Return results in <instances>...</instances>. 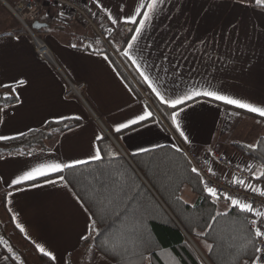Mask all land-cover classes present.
Returning <instances> with one entry per match:
<instances>
[{"label":"crops","instance_id":"obj_1","mask_svg":"<svg viewBox=\"0 0 264 264\" xmlns=\"http://www.w3.org/2000/svg\"><path fill=\"white\" fill-rule=\"evenodd\" d=\"M19 1L0 0V85H14L19 79L27 84L17 89L20 102L0 104V135L15 136L48 122L68 120L62 117H80L77 125L48 141L47 149L35 150L31 156L0 155V192L13 193L10 198L5 195L7 212L11 219L16 215L13 224L25 229L21 232L16 227L35 248L40 244L57 255L54 264H61V259L63 264H81L78 250L87 215L72 189L59 182L10 189L14 187H9L11 180L35 163L89 160L98 142L96 136L103 133L111 135L126 156L157 144L190 145L199 154L220 144L228 155L240 156L232 143H255L264 137V119L255 114L219 102L197 103L194 111L189 110L186 135L190 143H184L153 103L168 107L159 102L130 60L123 56L127 69L121 70L100 45L81 46L72 39L82 31L79 26L47 21L58 16L60 7H42L40 22L47 26L34 35L49 48L54 62L38 58L32 35L24 32L8 9ZM77 1L91 13H98L101 23L113 27L92 0ZM140 2L101 0L113 15L122 17L134 12ZM201 41L207 43L202 45ZM72 44L77 47L72 48ZM132 51L143 70L168 95L199 83L264 106V9L254 4L245 6L240 0H163ZM66 79L84 83V103L65 97ZM136 82L150 92L151 103L143 99ZM11 91L0 86V98ZM145 107L153 112L154 120L135 126V130L114 131L116 124L140 114ZM255 171L258 174L261 169ZM218 173L226 174L221 169ZM4 257L0 249V264H14ZM91 264L98 262L91 257Z\"/></svg>","mask_w":264,"mask_h":264},{"label":"trees","instance_id":"obj_2","mask_svg":"<svg viewBox=\"0 0 264 264\" xmlns=\"http://www.w3.org/2000/svg\"><path fill=\"white\" fill-rule=\"evenodd\" d=\"M24 32L27 33L25 30ZM122 61L127 69L124 57ZM119 67L123 70L121 66ZM136 83L143 88L141 84ZM0 102L8 104L15 101L5 102L0 98ZM153 104L170 126L168 114L171 109ZM79 122L75 119L48 122L44 127L26 132L27 135L19 139L0 141V155H14L20 152L27 154L38 149H47L48 141ZM103 137V141L97 142V145L103 149V161H89L87 164L67 169L61 174H53L49 178L63 175L69 181L68 186L75 195L82 198L81 203L89 207V197L95 189L100 187L99 181L109 183L116 173L125 172L129 178V188L124 202L127 203V196L132 195H135L136 200L140 202L139 215L144 219L146 238L150 242V250L144 252V255L149 256L150 259L144 260L143 264H207L203 257L209 264H235L234 254L240 251L246 241L244 226L235 222L236 216L233 211L228 217H219L212 229H208L207 225L212 223L210 217L214 215L216 206L205 198L206 194L203 192L200 179L191 172V164L182 151L177 152L176 147L163 145L152 148L149 152L129 154L130 163L107 134L103 133ZM259 140L261 147L256 152H249L242 147L241 143H232L231 147L245 158L248 164H253L255 170L257 168L264 170V137H260ZM43 181L45 178H38L10 189ZM253 182L264 187V182L256 180ZM185 186L195 195V200L191 204L185 203L181 197ZM5 195L6 192L1 194V207L6 220L0 221V238L7 241L13 248L14 255L20 257V261L10 260L14 264H20L21 261L25 264L26 260L30 264H54L48 257L37 251L15 227L5 206ZM226 203L221 200L219 209L221 204L226 205ZM132 206L136 207L137 204L133 202ZM105 207L108 211L111 210L107 204ZM120 207H123V204H120ZM94 210V207H89L90 212ZM220 210L223 211V209ZM106 224H112L113 230L121 227L120 221L115 220V217H110L104 224L97 226L103 228ZM198 232L206 235L197 236ZM13 236L16 238L14 239ZM90 243L91 241H82L78 250L86 264H91L92 254L87 251ZM205 243L212 244L213 249L208 251L204 246ZM0 249L5 256L10 255L4 244L0 243ZM126 259L130 260L131 264H141L138 256L129 254ZM111 262L116 264L115 260Z\"/></svg>","mask_w":264,"mask_h":264},{"label":"snow or ice","instance_id":"obj_3","mask_svg":"<svg viewBox=\"0 0 264 264\" xmlns=\"http://www.w3.org/2000/svg\"><path fill=\"white\" fill-rule=\"evenodd\" d=\"M162 2L163 0H141L134 12L126 13L122 17L121 15H113L111 10L101 3V0H92V3L95 4L99 12L103 13L107 21L113 26L105 28L103 24L101 25L107 37H112L114 32L118 33L121 31V25H135L134 29H127V31L131 33V36L130 39L126 40V47L122 51L120 49H117V51L130 60L136 67L140 77L148 85L159 102L171 109L170 114H168L171 125L174 130L178 132L183 142L190 143L189 137L186 135V129L188 127L187 122L191 118V112L189 110L192 109L194 111V105L197 103L219 102L236 109H243L248 113H253L261 119H264V106H257L253 103H249L244 99L226 94L222 90H218L212 86L193 83L187 87L186 90L171 95L161 91L160 87L137 62L132 50L141 38L147 22L152 18V14ZM240 3L245 6L254 4L255 7L264 9V0H240ZM89 11L91 12V9H89ZM120 11L123 13V9ZM91 14L94 17L98 15L96 12H92ZM58 15L63 17L65 13L61 11ZM17 39H19V37H17ZM99 42V40L95 41L97 44ZM200 43L203 45L207 42L201 41ZM71 47L76 48L77 45L72 44ZM88 47H92V45L89 44ZM97 54L100 53L97 52ZM104 59H108L107 55L104 56ZM165 59H167V57H165ZM26 84V80L19 79L15 81L14 85H0L12 89L11 93H5L2 99L5 102H11L13 100L15 102H20L17 89ZM0 111H3V108H0ZM61 119L79 120L80 117H62ZM154 119L153 112L147 110V107H145L140 114H136L132 118L116 124L114 131L120 133L123 130H135V126H143L145 122ZM182 121L185 122L183 126ZM257 123H260V121L258 120ZM29 131L33 130L29 129ZM26 135L27 133L25 132H19L15 136L0 135V141L19 139ZM95 139L97 141H103L104 137L103 135H98ZM155 147L159 148L162 146L157 144ZM242 147L248 149L249 152H256L261 147V141L258 139L255 143H247ZM149 151H151V149L141 147L138 149V152H134L133 155H137L139 152ZM176 151L181 152L182 149L176 147ZM19 154L25 155L23 152ZM211 154L215 155L214 153ZM27 155L31 156L33 153L29 152ZM89 160H104L103 149L99 145L94 146ZM89 160L76 159L72 162H37L30 169L23 171L21 175L12 179L9 187L19 186L25 182L35 181L38 178H45V183L48 184H56L59 182L65 187H68L69 181L66 180L63 175H58L57 179H51L49 177L53 174H61L67 169H73L79 165L87 164ZM244 170L251 174L252 180L264 182V170L259 171L257 174L253 164H246ZM191 172L201 177L200 170L196 167H192ZM208 172L213 176L216 175V172L212 168H209ZM128 180L129 178L125 172H118L111 178L109 183L99 181L100 187L95 189L93 194L89 197V207H94L95 210L90 212L89 207H85L83 203L81 204L84 213L87 215V222L85 231L80 235V239L83 241H91L87 251L92 254V261L98 262V264H110L112 260H115L116 264H131L130 260L126 259L129 254L138 256L141 264H143L144 260L150 259L149 256L144 255V252L150 250V242L146 238V225L144 219L139 215L140 202L136 200L135 195L127 196L128 202H124V197L129 188ZM200 183L203 185V192L206 194L205 198L209 199L212 205L216 206L214 215L210 217L212 223L207 225L208 229H212L219 217H228L233 211L236 216L235 222L244 226L246 241L240 251L234 254L235 264H264V210L256 207L255 200L250 201L247 197L240 199L228 192H220L217 187L211 186L208 181H205L202 177L200 178ZM228 183L244 189L245 192L255 194V196L262 198V202H264V187H258L256 184L246 181L234 174ZM33 186L36 187L39 185ZM12 196V192L6 194L7 198ZM81 199V197H77L78 201ZM221 200L227 202L223 211L219 209ZM7 202L10 203L11 201L7 200ZM133 202L137 204L136 207L132 206ZM185 203H187V201H185ZM106 204L110 207V211L106 209ZM120 204H123V207H120ZM9 211H11L10 208ZM242 214L243 219H241ZM110 217H115V220L120 221L121 227L113 230L112 224H106L103 228L97 226L98 224H104ZM12 219L15 221L17 219L16 215H13ZM16 227L19 228L21 232H25V229L20 224H16ZM196 235L200 236L206 234L198 232ZM0 243L5 245L7 252L10 254L9 256H5L4 259L20 261V257L13 254V248L7 241L0 238ZM204 246L208 251L213 249L212 244L205 243ZM36 248L40 253L48 257L50 261H57V255L54 254L53 251H47L40 244H36ZM139 249H142V251H138ZM69 255L71 254L69 253ZM20 264H23V262L21 261ZM61 264H63L62 259Z\"/></svg>","mask_w":264,"mask_h":264},{"label":"built area","instance_id":"obj_4","mask_svg":"<svg viewBox=\"0 0 264 264\" xmlns=\"http://www.w3.org/2000/svg\"><path fill=\"white\" fill-rule=\"evenodd\" d=\"M50 4L57 7L65 13L64 18L60 17L56 19L57 24L64 26H79L81 32L73 34L72 39L77 41L81 46H88L89 44L100 45L103 50L108 52L110 56L124 69L122 61L123 55L117 49L121 51L126 46V40L131 36V33L127 29H134V25H121V31L114 32L112 37H107L103 32L101 25L105 28L110 27L104 23H101L97 16H92L88 9L77 0H20L14 6H8L11 14L19 21L23 29L32 35L34 31L31 29L32 23L39 21L42 16V5ZM47 21L54 22L51 18ZM38 38V37H37ZM96 40L100 42L95 43ZM35 52L38 58L53 63V57L49 48L40 39H34ZM139 89L143 99L151 103V94L148 90L143 89L136 85ZM84 83H72L66 79L65 97H75L84 103L82 97V91ZM182 152L191 164V167H196L200 170L201 177L208 181L211 186L218 188L220 192H228L231 195L240 199L248 198L250 201H256V207L264 210V202L262 198L255 196L251 192H245L244 189L228 183L232 179L233 174L240 176L246 181L254 183L250 178V173L245 169V165L248 162L241 156H230L225 151L224 147L220 144H215L209 148L203 154H199L194 146L179 145ZM214 153L215 155H212ZM212 168L216 175L213 176L208 172V169ZM218 169L223 170L226 174H219ZM199 177V179L201 178ZM202 185V184H201ZM260 187L258 184H256ZM203 187V185H202Z\"/></svg>","mask_w":264,"mask_h":264},{"label":"rangeland","instance_id":"obj_5","mask_svg":"<svg viewBox=\"0 0 264 264\" xmlns=\"http://www.w3.org/2000/svg\"><path fill=\"white\" fill-rule=\"evenodd\" d=\"M44 5H50V4H43L42 5V7L44 6ZM84 5V4H83ZM52 6H54V5H52ZM85 6V5H84ZM87 9V8H86ZM61 10V9H60ZM62 11V10H61ZM91 13V12H90ZM61 16H57V17H55V18H51L54 22H57L56 21V19H58V18H60ZM63 18H64V16H63ZM1 103V102H0ZM184 146H186V145H184ZM188 146H190V145H188ZM253 181V180H252ZM255 183V182H254ZM260 186V185H259ZM261 187V186H260ZM1 192H0V221L2 220V221H4L5 222V220H6V217H5V213L3 212V210H2V207H1ZM181 197H182V199L184 200V201H187V203H189V204H191V203H193L194 202V200H195V195L189 190V188L188 187H184L183 188V190H182V192H181ZM224 208H225V205L224 204H221L220 205V209H223L224 210ZM5 231L7 232L8 231V227L6 226V228H5ZM14 237V236H13ZM16 237H14V239H15ZM26 262H28L29 263V261H27L26 260ZM84 261L82 260V262H81V264H84L83 263ZM112 263V262H111Z\"/></svg>","mask_w":264,"mask_h":264},{"label":"water","instance_id":"obj_6","mask_svg":"<svg viewBox=\"0 0 264 264\" xmlns=\"http://www.w3.org/2000/svg\"><path fill=\"white\" fill-rule=\"evenodd\" d=\"M47 26V24H45V23H41V22H39V21H36V22H34V23H32V25H31V29L33 30V31H39L41 28H43V27H46ZM32 37L34 38V39H38L35 35H34V33H32ZM109 137H110V139L113 141V143L115 144V146L118 148V150L122 153V155L131 163V161H130V159H129V157L128 156H126L122 151H121V149L117 146V144L115 143V141H114V139H113V137L111 136V135H109ZM193 244V243H192ZM194 245V244H193ZM195 246V245H194ZM196 248V247H195ZM199 252V251H198ZM200 253V252H199ZM201 254V253H200ZM202 255V254H201ZM203 257V256H202ZM203 259L205 260V262L207 263V264H209L208 262H207V260L203 257ZM25 264H30V263H28V262H25Z\"/></svg>","mask_w":264,"mask_h":264}]
</instances>
